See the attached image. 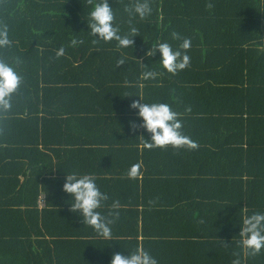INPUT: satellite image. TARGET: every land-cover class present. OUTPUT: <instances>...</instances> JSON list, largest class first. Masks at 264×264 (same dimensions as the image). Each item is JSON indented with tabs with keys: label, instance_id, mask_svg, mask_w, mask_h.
<instances>
[{
	"label": "trees",
	"instance_id": "16d2710c",
	"mask_svg": "<svg viewBox=\"0 0 264 264\" xmlns=\"http://www.w3.org/2000/svg\"><path fill=\"white\" fill-rule=\"evenodd\" d=\"M92 2L0 0L11 41L0 60L21 76L11 109L0 113V264H63L56 253L49 258L50 246L75 236L74 225L79 237L98 240L61 191L73 172L93 175L108 197L101 215L140 222L142 244L163 256L160 264H194L224 250L252 264L238 231L242 214L264 213V0H149L143 20L123 11L135 0H109L120 34L136 27L133 48L89 34ZM73 38L81 43L70 46ZM183 38L191 41L189 65L175 75L158 53L144 56ZM137 96L179 113L182 134L197 147L145 149L149 134L128 123L139 124L128 108ZM89 254L70 264H105Z\"/></svg>",
	"mask_w": 264,
	"mask_h": 264
},
{
	"label": "clouds",
	"instance_id": "9594fccd",
	"mask_svg": "<svg viewBox=\"0 0 264 264\" xmlns=\"http://www.w3.org/2000/svg\"><path fill=\"white\" fill-rule=\"evenodd\" d=\"M91 2V0H90ZM123 11L129 17H136L140 20L145 19L152 13V7L149 0H135L130 6H125ZM115 12L111 7L109 0H97L92 2L88 11L86 27L89 34L96 40L109 42L115 41L119 48H133L132 37L136 34L137 29L129 26L128 34L121 35L119 28L114 24ZM173 39H179L177 33L173 32ZM95 42V40H94ZM81 43L73 38L69 41L70 46H76ZM11 41L6 26H0V48L9 47ZM191 46L188 38H183L178 48L173 49L165 40L154 46L151 45L144 52L146 58L156 56L160 66L168 73L175 75L178 71L185 69L189 65V56L187 50ZM64 48L60 47L55 55L60 57L64 55ZM151 61V60H149ZM124 60L118 59L117 65H122ZM156 73L146 71L143 73L144 78L155 77ZM21 85V76L18 71L9 63L0 60V113H7L11 107L13 94L16 93ZM127 97V96H125ZM139 97V96H137ZM139 100H132L128 105L129 110H134V115L139 121L130 120L129 127L136 129L142 128L149 134L148 139L144 141L145 149L187 147L195 149L197 144L181 132V121L178 119L179 113L170 109L166 103H144ZM186 109L185 111H188ZM139 164H134L130 168V175H137ZM61 191L71 199V204H67L69 211L75 214L79 220L82 218L84 224L90 226L94 232L105 241H111L112 229L110 225L112 219L101 215L98 211L104 202L108 199L105 193L100 191L96 180L91 174L69 173L64 175ZM117 207L114 202L112 208ZM111 215L116 217L118 212H112ZM240 244L248 250L249 255H257L264 251V213L253 212L249 215H241L239 224ZM108 264H158L157 260L142 247H137L132 251L122 254L114 252L110 255ZM232 264H239L238 259H233Z\"/></svg>",
	"mask_w": 264,
	"mask_h": 264
},
{
	"label": "crops",
	"instance_id": "0c3cea01",
	"mask_svg": "<svg viewBox=\"0 0 264 264\" xmlns=\"http://www.w3.org/2000/svg\"><path fill=\"white\" fill-rule=\"evenodd\" d=\"M72 221H69L68 224ZM127 224L130 223L119 222L117 220L113 221V223L110 225L112 229V237H111V241L109 242L105 241L103 238L99 236H98V240L97 239L87 240L85 238L79 237L78 230L80 229V227H78V225H74L76 229L74 230L73 228H69V230L76 235L72 236L69 241L66 240L65 237H60L61 241L51 244L50 247L52 252L49 258H51V256H54V253H56V256L61 260L60 261L61 263L70 264L72 260H76V259L85 261L83 257H78V256H91L89 253L94 252V254L98 256L100 262L102 261L105 264H108L110 255L112 253L121 252L122 254H126V252L132 251L137 247H142L143 249L147 250L157 260L158 264H160L162 261L164 263V259L160 262L163 256L157 250L155 249L151 250L149 245L146 246V244L145 245L142 244L144 239H142L141 237L140 222L138 221L137 225L135 224L127 225ZM134 225L135 228L136 227L138 228V231H136V233H138L136 240L132 237H129L134 235V231L129 230L133 228ZM60 227L64 228L63 225H61ZM135 241L136 244L133 243ZM93 245H95L94 249L92 248ZM88 246L89 248H92V251H88L89 250ZM100 256L102 260L100 259ZM259 256H264V251H261L257 255L248 254V258L250 259V261L253 262L252 264H262L259 262L260 260ZM11 257L12 256H9L8 260ZM233 257H235V254L228 253L227 251L225 252L224 250L223 252H218L217 254L212 253V256L209 258V260L208 259L204 260V258L198 256L195 257L193 261L194 264H231L233 261L232 260ZM2 261H7V260L3 258ZM45 262L46 260L43 259V263Z\"/></svg>",
	"mask_w": 264,
	"mask_h": 264
},
{
	"label": "built area",
	"instance_id": "2783aa9c",
	"mask_svg": "<svg viewBox=\"0 0 264 264\" xmlns=\"http://www.w3.org/2000/svg\"><path fill=\"white\" fill-rule=\"evenodd\" d=\"M37 206L39 209L43 208L45 206V202L43 199V196L39 197L38 201H37Z\"/></svg>",
	"mask_w": 264,
	"mask_h": 264
}]
</instances>
